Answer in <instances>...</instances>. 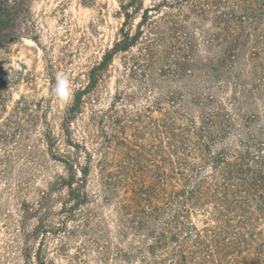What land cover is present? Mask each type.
I'll list each match as a JSON object with an SVG mask.
<instances>
[{
    "label": "trees",
    "instance_id": "16d2710c",
    "mask_svg": "<svg viewBox=\"0 0 264 264\" xmlns=\"http://www.w3.org/2000/svg\"><path fill=\"white\" fill-rule=\"evenodd\" d=\"M118 3L116 38L63 110L61 136L44 131L66 170L50 190L65 191V228L95 200L97 171L117 229L114 249L100 229L101 264H264V0ZM30 6L0 0V47L29 36ZM117 57L112 101L95 107ZM89 106L94 131L80 140ZM24 259L49 264L42 246Z\"/></svg>",
    "mask_w": 264,
    "mask_h": 264
},
{
    "label": "rangeland",
    "instance_id": "374dc122",
    "mask_svg": "<svg viewBox=\"0 0 264 264\" xmlns=\"http://www.w3.org/2000/svg\"><path fill=\"white\" fill-rule=\"evenodd\" d=\"M118 10V0H31L29 36L0 47V264H26L25 249L39 246L49 264H101L96 240L102 228L108 244L116 245L115 211L98 196L97 171L88 184L95 200L83 218L68 220L65 228L60 214L65 191L50 196V190L66 170L52 159L44 131L51 123L61 136L66 108L52 95L51 76L66 74L73 91L85 83L89 69L113 45L122 21ZM120 64L117 57L95 107L112 101ZM90 107L74 125L77 139L94 131L85 128ZM91 212L94 220L87 226ZM38 217L45 224L36 238Z\"/></svg>",
    "mask_w": 264,
    "mask_h": 264
},
{
    "label": "clouds",
    "instance_id": "9594fccd",
    "mask_svg": "<svg viewBox=\"0 0 264 264\" xmlns=\"http://www.w3.org/2000/svg\"><path fill=\"white\" fill-rule=\"evenodd\" d=\"M52 95H54L65 106L71 104L74 96V91L71 82L66 74H56L55 86L52 90Z\"/></svg>",
    "mask_w": 264,
    "mask_h": 264
}]
</instances>
